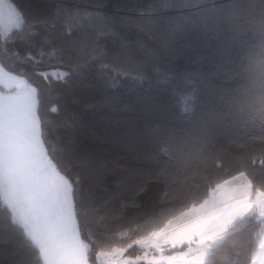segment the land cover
<instances>
[{"label":"snow or ice","instance_id":"6c2138e0","mask_svg":"<svg viewBox=\"0 0 264 264\" xmlns=\"http://www.w3.org/2000/svg\"><path fill=\"white\" fill-rule=\"evenodd\" d=\"M7 18L0 10V36L23 29L38 45L34 76L40 83L25 81L30 104L20 122L21 131L13 139L7 96L0 91V264H91L93 219L125 208V198L142 194L148 180L136 187L137 173L116 168L94 155L86 142L85 109L113 108L149 113L161 93L174 80L166 68L178 54L177 44L189 34L206 37L212 28L204 18L217 9L205 0H161L139 15V30L156 40L145 47L144 57L136 54L131 42L122 39L117 22L102 11L103 0L90 8L64 0H24L10 4ZM207 29V30H205ZM106 40L119 43L109 49ZM235 43V41H234ZM51 49V51H48ZM54 57L59 67L48 65L44 57ZM3 65L0 64V67ZM190 98L179 108L181 114L194 110L198 86L189 85ZM63 107L52 106L48 117L43 106L50 96ZM180 99V97H177ZM152 125H155L154 127ZM136 127L135 123L132 125ZM160 130L152 123L142 134L147 143ZM126 249L97 253L110 257V264H136L149 257H125Z\"/></svg>","mask_w":264,"mask_h":264},{"label":"trees","instance_id":"16d2710c","mask_svg":"<svg viewBox=\"0 0 264 264\" xmlns=\"http://www.w3.org/2000/svg\"><path fill=\"white\" fill-rule=\"evenodd\" d=\"M17 3L19 0H10ZM28 0H24L27 6ZM90 8L100 0H64ZM161 0H103V13L117 22L122 39L131 42L136 54L144 57L145 47L157 41L139 30V13ZM215 7L204 23L209 35L189 34L178 44V54L166 68L174 80L161 93L149 113L121 109H85L86 142L94 155L116 168L137 173L132 183L139 187L148 180L145 192L125 198V208L116 206V215L93 219L90 245L91 264L97 253L114 248L127 255L142 251L134 242L163 230L184 212L206 202L220 184L244 174L254 192H264V0H205ZM207 30V29H205ZM18 35L0 36V64L7 72L40 83L34 76L39 59L38 45L27 36L25 27ZM235 41V43H234ZM109 49H119L106 40ZM48 51H51L49 49ZM45 70L59 67L54 57L45 56ZM189 85L198 86L194 110L181 114L179 108L190 98ZM177 97H180L178 99ZM66 98L52 95L43 106L50 119L52 106L63 107ZM160 130L147 143L142 134L152 123ZM135 123L136 127L132 125ZM153 127L155 125H152ZM264 238V218L253 214L238 220L212 247L205 264H254ZM187 244L164 252L183 251ZM136 264H145L144 261ZM148 264V263H147Z\"/></svg>","mask_w":264,"mask_h":264},{"label":"rangeland","instance_id":"374dc122","mask_svg":"<svg viewBox=\"0 0 264 264\" xmlns=\"http://www.w3.org/2000/svg\"><path fill=\"white\" fill-rule=\"evenodd\" d=\"M10 4V0H0V10L4 12L5 18ZM25 81L27 80L24 77L0 67V91L6 94L10 116L15 118L10 124L13 129L10 135L13 139H17L16 133L21 131L20 122L30 104V92ZM244 188H252L244 174L220 184L209 201L171 221L163 230L134 242L133 245L142 251L127 255L126 249L125 257L133 260L137 257H149L147 263L151 264H205L212 247L218 243L219 239L214 243L215 238L225 235L237 217L245 213L264 217V192H257L251 205ZM185 244L188 247L183 251L164 252L165 249ZM259 254L256 264H264V249ZM110 260V257H100L97 261L98 264H110ZM140 261L144 260H136V263Z\"/></svg>","mask_w":264,"mask_h":264},{"label":"crops","instance_id":"0c3cea01","mask_svg":"<svg viewBox=\"0 0 264 264\" xmlns=\"http://www.w3.org/2000/svg\"><path fill=\"white\" fill-rule=\"evenodd\" d=\"M250 183V182H249ZM244 192L246 193V194H248L249 195V204H251L252 205V203L254 202V198L256 197V192H254L253 191V189L252 188H244ZM212 198V197H211ZM211 198H209L207 201H209ZM205 203V202H204ZM203 203V204H204ZM193 209V208H192ZM191 210V209H190ZM190 210H188V211H190ZM188 211H186V212H184L183 214H185V213H187ZM183 214H181L180 216H182ZM179 216V217H180ZM247 216H250V214L249 213H245V214H243L242 216H240V217H237V219H235L234 221H233V225L238 221V220H240V219H242V218H244V217H247ZM260 216V215H259ZM179 217L178 218H176V219H179ZM261 217V216H260ZM262 218H264V217H262ZM174 221V220H173ZM232 225V226H233ZM224 237V235H221L220 237H218V238H215V241H214V243L217 241V242H219L222 238ZM211 240V239H210ZM262 243L260 244V247H259V250H258V252H257V254H256V256H255V259H254V264H256V262H257V259H258V254L259 253H261V251H262V249H264V238L262 239V241H261ZM213 243V242H212ZM212 243H210V245L212 244ZM167 253H170V252H167ZM259 256H260V254H259ZM145 262V261H144ZM148 264H151V263H148ZM260 264V263H259Z\"/></svg>","mask_w":264,"mask_h":264}]
</instances>
